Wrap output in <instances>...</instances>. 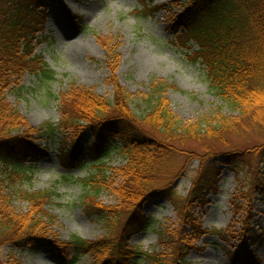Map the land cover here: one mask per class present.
<instances>
[{"label": "trees", "instance_id": "trees-1", "mask_svg": "<svg viewBox=\"0 0 264 264\" xmlns=\"http://www.w3.org/2000/svg\"><path fill=\"white\" fill-rule=\"evenodd\" d=\"M46 1L56 0H0V178L16 188L22 177L17 167L47 158L48 143L59 135L71 140L67 148L60 139L58 160L63 169L87 165L91 157L106 154L109 144L125 163L112 168L98 162L92 165L95 173L82 181L87 189L85 204L105 230L100 238L58 240L49 229L54 218L46 211L52 192L16 190L13 196L28 210L16 213L10 196L0 194V248L46 250L65 264H78L85 256L92 264H190L187 257L196 249L194 243L206 234L196 210L205 214L208 194L215 190L223 170L230 169L235 176L245 169L252 175L255 166L264 171V0H186L177 19L181 32L174 38L196 45L195 58L205 69L210 89L236 117L217 113L211 119L183 123L165 98L170 86L162 82L150 84L140 101L145 113L137 115L130 106L133 97L116 78V48L111 40L99 37L109 49L106 83L113 89L112 97L71 82L58 97L57 125L45 123L35 129L6 96L26 74L43 82L55 79L34 52L39 10ZM156 1L140 0V5L156 8ZM69 21L77 25L74 17L69 16ZM85 134L91 136L88 144L83 141ZM230 134L241 142H230ZM38 140L46 145H37ZM223 146L228 151L218 150ZM215 157H221L220 168ZM194 160H199V168L188 195L182 197L173 182ZM261 183L264 178L252 181L251 192L261 190ZM102 192L116 196L117 205L98 203ZM152 197H164L176 210L179 224L176 230L159 226L155 233L160 251L148 252L130 241L150 227L152 219L144 214V205ZM243 198L249 204L246 193ZM241 255L255 261L245 250L235 258ZM0 264L19 263L9 255Z\"/></svg>", "mask_w": 264, "mask_h": 264}, {"label": "rangeland", "instance_id": "rangeland-1", "mask_svg": "<svg viewBox=\"0 0 264 264\" xmlns=\"http://www.w3.org/2000/svg\"><path fill=\"white\" fill-rule=\"evenodd\" d=\"M185 2L157 0L156 8L143 9L140 0L46 1L39 10L34 52L54 72L55 79L43 82L26 74L19 85L7 93L8 102L30 127L36 129L45 123L57 125L58 97L71 82L110 99L113 89L106 83L110 74L105 65L109 49L98 39L101 37L111 40L116 48V78L133 97L130 106L137 115L145 113V106L140 101L148 94L150 84L162 82L170 86L165 98L172 113L183 123L211 119L217 113L236 117L237 113L224 105L210 89L205 69L195 58L196 45L174 38L181 32L177 19ZM69 16L74 17L77 25L70 23ZM228 138L230 142H241L232 134ZM60 139H64L67 143L64 146L68 148L69 136L54 137L48 143L47 158L17 167L22 177L17 180L16 188L9 187L0 178V194L10 196L13 210L23 214L28 210L27 205L13 196L14 191L52 192L46 207L54 218L49 225L52 234L60 241L75 236L93 242L104 235L105 230L85 204L87 189L82 181L95 173L92 165L98 162L117 168L123 166L125 160L109 144L106 154L91 157L87 165L65 170L58 160L59 149L63 146ZM83 141L90 143L91 136L85 134ZM37 145L44 147L46 144L44 140H38ZM218 150L226 152L228 148L223 146ZM215 158L220 168L221 157ZM198 168L199 160H194L183 177L174 180L173 188L178 195H188L191 179ZM246 173L247 169L235 176L232 170L225 168L214 185L215 190L208 194L205 214L196 210L206 234L194 243L196 249L187 257L190 264H264V187L251 192L252 181L263 179L264 171L261 166H255L252 175ZM244 193L249 204L243 198ZM97 202L108 207L117 205L118 199L109 192H102ZM144 214L152 219V223L134 235L130 245L138 250L160 251L155 232L159 226L176 230L178 214L164 197L149 198L144 205ZM190 231L187 227L186 233ZM241 250L255 256V261H248L243 255L236 259ZM9 255L19 264H65L46 250L12 246L0 248V263ZM78 264H92V260L85 256Z\"/></svg>", "mask_w": 264, "mask_h": 264}, {"label": "bare ground", "instance_id": "bare-ground-1", "mask_svg": "<svg viewBox=\"0 0 264 264\" xmlns=\"http://www.w3.org/2000/svg\"><path fill=\"white\" fill-rule=\"evenodd\" d=\"M77 49L79 50V49H80V47L78 46V47H77ZM75 50H76V49H75ZM74 52H75V51H74Z\"/></svg>", "mask_w": 264, "mask_h": 264}]
</instances>
